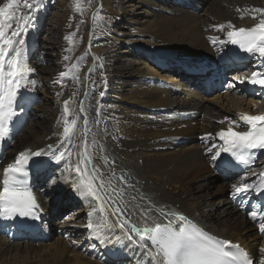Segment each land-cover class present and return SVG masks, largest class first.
Wrapping results in <instances>:
<instances>
[{
  "label": "bare ground",
  "instance_id": "obj_1",
  "mask_svg": "<svg viewBox=\"0 0 264 264\" xmlns=\"http://www.w3.org/2000/svg\"><path fill=\"white\" fill-rule=\"evenodd\" d=\"M114 1L116 5H112L109 0H99L98 6L101 10L115 7L112 8L113 13L121 14L120 18H112L114 31L119 37L112 36L111 46L103 51L95 48L91 39L89 44L92 52L99 58L100 66L94 64L91 71L85 72L79 80L77 75L78 79L72 75L62 79L59 77L61 72L70 69L71 64V59L65 60L64 57H70L73 52L70 51V43L66 37L77 31L76 26L74 28L71 25V21L75 20L71 19L74 0L58 1L57 6L63 2L65 5L56 7L57 12L45 34L47 36L41 39L39 33L41 27H44L48 0H35L36 7L31 10L29 17L33 27L26 35H22L26 39V47L40 39L46 65H32L27 60L29 52H25V61L33 69L22 81L29 98L20 102L23 111L19 105L16 108L19 113L16 125L20 127V133L7 152L0 166V173L6 165L15 161L19 153L26 150H29L30 155L39 149L47 150V145L51 144L56 155L64 154L67 157V153L72 152L70 158L60 163L51 156H42L40 160L43 163L39 170L45 181V189L39 190L45 207L52 214L50 215L60 219L63 212L67 213L71 207H75V213L61 225L53 224L57 228L53 230L50 239L55 236L57 245H65L64 239L78 237L75 243L69 242L76 244L82 255V246L87 244L103 246L104 251H109L115 245V242L110 241L108 235L112 237L113 234L109 231L114 228L123 233L124 231L119 227L104 229L102 237L105 243L102 244L95 237L87 239L89 230L86 225L90 220L98 224L107 214L111 215V211L98 212L96 205L105 201V193L100 197L104 191V183L108 185L114 180L104 179L102 182L98 174L93 172V187L100 199L96 200L91 195L81 198L73 190V182L79 181L75 171L69 173L64 170L69 161L73 168L77 166L80 159L79 148L85 139L89 143L95 140L96 144L103 146L106 154L101 158L98 154L92 155L93 160L98 162V166H102L101 159L114 158L118 167L123 168L133 181L130 187L139 195L137 199L148 200L149 203L144 207L152 212L149 218L144 219L119 201L114 207L105 201L113 212L119 209L118 206L121 209L114 217H107L108 223L115 226L126 220L128 224L125 227L132 234L129 225L142 229L152 227L157 221L161 224H179L177 217L169 214L176 213L201 225L212 235L243 245L250 251L252 248L247 245L249 238L255 239V235H262L259 226L251 223L249 216L240 214L232 205L229 190L232 192V186L239 182L214 186L218 176L209 166L208 158L212 159L218 149L215 133L228 127L227 121L223 124L219 121L225 117L235 120L238 113L259 115L264 113V108L258 110L253 98L244 100L233 94L202 98L193 94L189 88L182 87H177L174 92L161 84L160 80L168 81V72L164 71L167 67L175 72L180 70L178 66H167L171 61L175 60L173 64L183 63L185 58L196 60L203 54L209 55L213 51L210 42L218 52L225 50L227 43L221 44L220 41H226L227 28L220 31L215 26L226 25L229 21L237 28L254 26L259 20H254L253 16L258 17V14L252 13L251 9L264 8V0H184L182 5L175 4L176 0ZM4 2L5 0H0V4ZM238 8L240 12L237 11ZM191 9L198 12H192ZM245 9L249 11L245 13ZM213 37L217 38L215 43L210 39ZM82 40L85 41L86 36ZM72 41L77 45L81 37L77 36ZM157 77L158 83L153 87L145 84ZM58 79H61V83H54ZM182 79L188 80L184 76ZM103 90L110 91L111 96L101 102L100 93ZM38 95L41 98H35ZM65 100L69 101L68 119L75 118L77 125L74 135L62 140L60 133L63 131V121L57 124V120L62 116ZM233 104L236 110L229 109ZM98 107H101L100 112ZM98 113L105 122L101 128L93 126ZM185 113L197 115V119L186 122L175 117ZM91 128L94 129L93 132L88 133ZM93 133L96 134L95 138ZM207 133H212V138H205L204 142H200L199 137H205ZM180 141L186 143L179 145ZM86 144L87 153L91 157L88 151L91 145ZM213 145L216 148L208 152L207 149ZM204 151L208 157L204 155ZM258 163L260 167L256 173L264 169V159ZM87 168L89 170V164ZM99 169L106 173L113 172V169L106 171L107 166ZM53 179L57 181L54 185L51 184ZM252 180H255L253 174L245 182ZM247 196L248 194H244L235 199ZM76 201L81 205H75ZM94 208L96 212L89 217L88 213ZM56 230H59L58 233ZM139 239L140 236L136 235L134 240ZM1 240L3 244L0 245V256L13 255L15 259L20 254H34L39 248L46 247L44 244L29 243L10 245L3 238ZM118 247L119 257H125L129 264L151 263L141 246L121 243ZM252 251L254 255L255 251ZM84 259L78 256L76 262L70 263L69 260L55 258L51 262L43 261L39 264H94Z\"/></svg>",
  "mask_w": 264,
  "mask_h": 264
},
{
  "label": "snow or ice",
  "instance_id": "obj_2",
  "mask_svg": "<svg viewBox=\"0 0 264 264\" xmlns=\"http://www.w3.org/2000/svg\"><path fill=\"white\" fill-rule=\"evenodd\" d=\"M74 4L76 10H82L81 0H74ZM35 7V0H5L3 4H0V142H4L10 137V123L17 116V106L19 105L20 110L23 111L20 103L23 100L21 96L22 81H24L26 74L33 69H30L25 61L26 39L22 34L26 35L28 30L33 27L29 17L31 10ZM25 9L29 11H25ZM237 11L240 12L241 10L238 8ZM248 11V9L244 10L245 13ZM251 12L258 14V17L254 15L253 19L258 18L259 20L251 28H237L230 21L226 25L220 24L215 27L220 31L227 28V39L226 41L221 40V44L230 43L238 46L241 51L249 55L258 54L261 58V66L264 67V8H254L251 9ZM241 18H243V14ZM66 39L71 41L70 36ZM210 39L215 43L217 38ZM64 59L68 60L70 57L65 56ZM72 67L75 68L76 66L73 65ZM72 74V69H69L66 72H61L59 77L62 79ZM61 79L54 81V83H61ZM234 79L236 83L229 82V88H235L237 83L244 84L247 82L252 85H259L264 90V71L259 69L252 71L250 77H236ZM104 94L101 92L100 96L103 97ZM257 95H264V91L257 93ZM64 105L62 116L57 120V124H60L61 120L63 121V131L60 133L62 140L74 135L77 125L75 118L68 119L70 114L69 101L65 100ZM80 110L83 112V107ZM225 121L228 122L227 129H221L215 133V136L223 141V145L216 150L212 160L217 161L221 153H228L237 164L250 165L255 160L252 150L264 149V113L259 115L238 113L237 119L225 117L219 123L223 124ZM238 121H243L247 125L246 131L235 130L240 127ZM212 135V133H207L205 138L211 139ZM53 148L54 146L49 144L47 150L39 149L31 152L30 155L28 154L29 150L21 152L13 163L8 164L3 169V179L0 180V185H2V190H0V218L12 219L16 216L33 220L39 218L40 205L29 186V172L26 166L31 161L39 168L43 162L32 160L36 157L51 156L57 163H60L73 155L72 152H68L67 157L64 154L56 155ZM213 148H216V145L208 148L207 151L211 152ZM79 156L77 166L73 168L69 161L64 168L69 173L75 171L79 178L78 182H73V190L81 198L91 195L99 200L100 197L93 187L95 177L92 173L95 170L89 172L87 168V165L91 163V157L87 153L86 142ZM223 163L228 165L230 162L223 161ZM253 175L257 174L253 173ZM245 179L242 177L238 184L232 186L234 189L233 199L244 194L250 195L251 191H255L258 195L264 193V171L258 174V184L255 182L247 183ZM56 183L55 179L51 181L52 185ZM94 212H96L95 208L88 213L89 217H92ZM100 212H104L103 207L100 208ZM114 212L118 213L119 209H115ZM169 214L176 216L180 223L175 226L171 222L168 224L157 223L154 227L142 229L135 225H129L131 232L140 236L139 241L133 240V236L125 231V225L128 224L126 220L118 222L114 226L107 222V217H104L98 224H94L90 220L86 227L90 236L100 239L102 244L105 243L102 237L103 230L114 227H119L124 231V235L129 241L139 243L141 247H146L143 241L147 237L151 241L148 255L152 257L154 264H254V260L239 244L219 239L207 233L197 225L188 222L182 215ZM248 215L253 221H258L260 233L264 235V204L260 206V210L249 211ZM115 243L120 244L121 237H116ZM259 251L262 254L259 264H264V247H261ZM113 255L118 256V253L114 252ZM105 264L108 262L105 261Z\"/></svg>",
  "mask_w": 264,
  "mask_h": 264
},
{
  "label": "rangeland",
  "instance_id": "obj_3",
  "mask_svg": "<svg viewBox=\"0 0 264 264\" xmlns=\"http://www.w3.org/2000/svg\"><path fill=\"white\" fill-rule=\"evenodd\" d=\"M58 1H61V0H50L49 1L50 7L48 8L49 11L47 13H45V25L43 27L42 32L40 33V39H41V37L44 38L45 36H47L45 34H47V30L50 28V26H49L50 25V21L53 20V18H54L53 16L57 12L56 11V9H57L56 7L59 8V6L65 5L64 4L65 2H63L61 5L57 6ZM98 1L99 0H81V4L85 5V6H81L82 13H83V11L86 8V10H89L88 14H92V13H90V10H93L94 8H96ZM109 1H110V3L112 5H116V2L114 0H109ZM112 8H115V7H111L109 10H106V11L110 12L109 15L107 14V16H110L108 19L111 20L112 23H114L112 21V18L113 17H120L121 15L119 13L113 14L112 12L114 10H112ZM80 13H81V11H78L75 8L72 9L71 19L74 18L75 20H74V22L71 21V25L74 26V28L77 25L78 14H80ZM75 16H77V17H75ZM88 22H90V24H93V21L90 19V15H88V19L86 20V24H85L86 25V30L83 27L77 28V31L72 33V35L75 34V33H81L83 38H84V36H86V39L88 41H91V34L88 36V33H90V31L88 29V26H87ZM100 24H102V22H100V21H96L95 22V25H97V27H99ZM111 27L113 28V25H111ZM90 29H92V26H90ZM96 33H97V36H101L102 35L100 29H98ZM92 34H93V31H92ZM70 44L72 46H74V47L79 45V44L75 45L73 43V41ZM101 45L102 44H97V46H95V48L97 47V48H99V51H103L104 49H107V48H109L111 46V42L104 43L103 46H101ZM39 46H40V44H39ZM72 46H71V49H72ZM79 48L80 49L84 48V44L81 47H79ZM75 52H78V51H75ZM95 52H97V51H95ZM38 98H41V96L38 95ZM235 108H236L235 105L234 106H232V105L229 106L230 110H233ZM91 159L93 160L92 156H91ZM220 184H223V183L221 181H219L218 179L215 180L214 186H219ZM74 213H75V207H71L70 210L67 213H63L62 214V216L58 220L57 224L58 223H60V224L63 223V221L65 219H67L71 214H74ZM55 238L56 237L53 236L52 239H50L46 244H44V245H46L45 248L44 247L39 248L38 251L36 253H34V254L26 255V254L23 253V254H20L19 256H16V259L14 258L13 255L12 256H0V264H39V263H41L43 261L51 262L55 258H63L65 260H69L70 263H72V262H76V260L78 259V256L80 258H82V259L85 258L84 260H89L90 262H93L94 264H101L100 260H98V259H95V258L91 259V258L88 257V255H86L84 257V255H82L80 253L81 250H79L76 247V244H73V243L69 242V241L73 242L74 240L76 242L77 238H74L73 240L64 239L63 243L65 245H62V244L61 245H57L55 243ZM1 239H0V245L3 244L2 243L3 240H1ZM37 244L38 243L32 244V245H37ZM10 245H12V244H10ZM14 246H16V245H14ZM114 263H118V262L115 261Z\"/></svg>",
  "mask_w": 264,
  "mask_h": 264
}]
</instances>
